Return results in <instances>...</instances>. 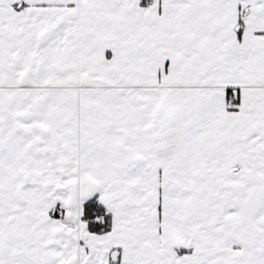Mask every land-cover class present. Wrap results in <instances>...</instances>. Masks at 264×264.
I'll list each match as a JSON object with an SVG mask.
<instances>
[{
    "label": "snow or ice",
    "instance_id": "snow-or-ice-1",
    "mask_svg": "<svg viewBox=\"0 0 264 264\" xmlns=\"http://www.w3.org/2000/svg\"><path fill=\"white\" fill-rule=\"evenodd\" d=\"M0 264H264V0H0Z\"/></svg>",
    "mask_w": 264,
    "mask_h": 264
}]
</instances>
